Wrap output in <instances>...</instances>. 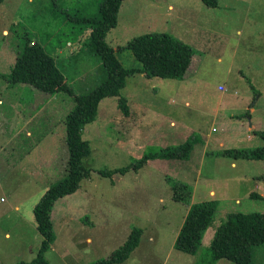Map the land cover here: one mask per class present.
Here are the masks:
<instances>
[{
  "label": "rangeland",
  "instance_id": "374dc122",
  "mask_svg": "<svg viewBox=\"0 0 264 264\" xmlns=\"http://www.w3.org/2000/svg\"><path fill=\"white\" fill-rule=\"evenodd\" d=\"M103 1L4 0L0 4V264L35 257L41 238L33 207L43 190L65 173L63 119L75 104L65 91L48 94L29 84L10 83L6 75L25 40L31 39L56 58L75 94L94 88L106 73L88 44L90 27L85 19H99ZM167 1L188 7L187 22L175 9L169 13V24H130L132 11L144 15L151 1L124 0L117 25L106 35L116 58L123 67L137 66L129 49L117 47L150 32L148 28L164 29L181 39L186 25L194 26L197 34L195 26L200 25L192 49L203 52L198 59L204 60L197 75L184 79L146 78L135 72L125 77L118 96L100 100L95 119L82 128V139L90 148L82 165L89 176L75 192L56 199L50 210L54 242L44 254L47 264L106 259L133 229L141 230L138 245L123 262L111 264H232L225 258L212 259L210 242L216 228L229 212H264V198L249 195L250 191L260 195L259 181L264 187V163L219 155L224 150L264 146L259 136L246 131L249 119L242 99L248 91L258 96L261 88L257 115L264 122V0H218L216 7L202 0ZM218 84H225L226 92L234 95L228 104L222 102L225 92ZM119 96L125 98L121 106ZM219 107L233 124L213 117ZM22 124L24 130L15 131ZM187 139L195 142L192 159H151L123 175L99 174L133 167L144 155ZM219 140L224 149L218 147ZM231 163L236 166L230 167ZM173 183L192 187L190 199L174 201ZM181 195L186 196L185 190ZM211 198L218 202L217 209L196 253L175 249L188 208ZM250 259L249 264H264V245L253 246Z\"/></svg>",
  "mask_w": 264,
  "mask_h": 264
},
{
  "label": "trees",
  "instance_id": "16d2710c",
  "mask_svg": "<svg viewBox=\"0 0 264 264\" xmlns=\"http://www.w3.org/2000/svg\"><path fill=\"white\" fill-rule=\"evenodd\" d=\"M124 0H104L99 9L100 18L85 19L89 23L88 44L100 57L105 69V78L94 88L84 94H75L68 87L65 77L57 68L54 57L45 48L31 39L25 43L15 56L14 63L6 75L10 83H25L45 93L54 94L65 91L74 98V106L64 116V142L68 157L64 175L58 181L49 184L33 207L37 233L41 240L35 257L29 262L17 264H47L44 254L54 241L50 210L53 202L59 197L75 192L80 182L89 176V170L82 165L83 158L90 154L87 141L82 139V128L95 119L100 100L107 96H118L124 86L125 77L135 72L146 78L160 77L182 79L193 59L194 50L181 39L168 32L150 31L131 37L125 45L138 62L135 67H123L115 56V49L107 43V32L116 26L119 6ZM4 0H0V4ZM206 6L216 7L218 0H202ZM118 105L125 98L118 97ZM258 136L264 141V131ZM195 142L187 139L183 144L160 147L156 153H149L135 166H126L111 171L101 170L99 174L108 177L113 174L123 175L131 168L139 169L151 159H179L190 157ZM221 156L234 159H248L264 163V146L247 150H224ZM173 200L182 202L190 199L192 189L189 185L173 183ZM185 190L186 196L181 195ZM250 196L260 197L255 194ZM218 202L215 200L192 204L177 232L174 247L182 252L195 254L201 244L203 234L211 224ZM141 236L140 229H133L128 238L108 258L92 264L120 263L127 259L136 248ZM264 245V212L233 211L216 228L210 242L212 259L225 258L232 264H249L252 248Z\"/></svg>",
  "mask_w": 264,
  "mask_h": 264
},
{
  "label": "crops",
  "instance_id": "0c3cea01",
  "mask_svg": "<svg viewBox=\"0 0 264 264\" xmlns=\"http://www.w3.org/2000/svg\"><path fill=\"white\" fill-rule=\"evenodd\" d=\"M127 1H129V0H127ZM131 1H132V4H133L136 0H131ZM150 1H151L150 2V5L148 7H146V8H144L147 11L144 15H142L141 11L140 12H136L135 14L132 11V13L130 14L131 15V18H130L131 19L130 20L131 22H130V24H132L133 22L134 23H139V24H142V25L144 23L152 22L153 25H158V26H160L162 24L163 25L169 24V20H168L169 13H170V11L175 10V9H177L178 12L182 14L181 15L182 18L180 17V20L181 21L184 20L185 22H187L186 21L187 20L186 18L190 17L189 14H188V11L189 10H188V7L186 5L181 4L182 8H180L179 4L176 5V6H174L173 5V2L167 1V0H150ZM122 3L119 6V10L121 8ZM165 3H167V6L166 7H164V8L160 7V6H163ZM127 5L130 6V4H126L124 7H126ZM128 9L129 8H127L126 10H128ZM160 9H163V10H160ZM118 14H119V11H118ZM163 14L165 15V17H164ZM125 16H126V14H125ZM133 19H134V21H133ZM155 19H158V20H155ZM189 20H191V19H189ZM117 22H118V15H117ZM145 26L146 27H151L152 25H149V26L148 25H145ZM190 26L191 25H186L183 28V38H181V40H182L183 43L188 44L192 48V46L198 40L196 38V36H198V34H200V32H201V26L200 25L195 26V28H198V34L196 32V29H194V26H191V32H189L188 31V28ZM148 29H149V31L168 32V31H165L164 29H160V30H150V28H148ZM193 30H194V32H193ZM236 32L239 33L240 32V29H236ZM168 33H170V32H168ZM200 54H204V53L203 52L202 53H198V52H196L194 50L193 59L191 61V64L189 65V67H188V69L186 71V74H185V76L182 79H184V78H186L188 76L190 77V76L197 75L198 69L200 68V66L202 64V61L204 60V57H203V58H200V61H199L198 58H199V55ZM218 60H220V58H218ZM54 61H55V64H56V58L55 57H54ZM141 75L143 76V74H141ZM219 85H223L224 89L221 90V91H224L225 92L223 94V97H222V102L225 101L228 104L230 102L229 100H231L234 97V95L228 94L226 92V91H228V88L225 86V84H218L217 88L219 87ZM234 92H236V91H234ZM249 92L250 91L247 92L248 94H247L246 97H243L242 98L244 100V102H245L244 106H246V103H247V106L245 107V109H247V113L246 114H247L248 119H249V122L247 123V126H246V131H249V133H252V135L254 137H257L258 136L257 134L259 133V131H264L263 129H261L262 127H264L263 126V123H264L263 122V119H262V117H260L259 114L257 115V111L260 110V108L257 106V102H258L259 98L262 96L263 92H262L261 88H258V96L256 95V97H255V93L252 94V93H249ZM235 94H238V93H235ZM263 106L264 105H262V107ZM221 111H222V109H221V107H219V109L217 110V112H215V114L213 115V117L218 118L220 121H223L224 123H231V124H233L234 123V120H228L227 118H225V116H224L225 114L223 112H221ZM239 124L240 123H236V125H239ZM245 124H246V122H245ZM24 128H25L24 127V124H22V126L17 127L15 131H19L20 129H23L24 130ZM174 131H176V133H177L178 130H174ZM25 134H26V137L32 139V136L29 137V135H31V134L28 133V131H26ZM15 137H19V136L16 135ZM11 138H13V137H11ZM159 140L160 141H166L167 139L159 138ZM217 142H218L217 143L218 144V147L221 148V149H224L222 147L223 146L222 145L223 144L222 141L219 140ZM201 143H202L203 146L206 145V143H204L202 140H201ZM190 158L192 159V156L191 155H190ZM231 165H232V168H234L236 166L235 163H231L230 164V167H231ZM0 167H2V164H0ZM234 181H236V179H234ZM256 185H257L256 186V190L260 191V195L259 194H256L255 191H250L249 195L250 194H255V195L260 196L261 198H264V194H263L264 187H263V185L260 183V181ZM191 189H192V187H191ZM210 193H212V192H210ZM212 194H214L212 196L214 198L215 197V193H212ZM213 198H211V199H213ZM213 200H215V199H213ZM235 203H237V200H235ZM51 225H52V221H51ZM5 236L6 237H9V234H6Z\"/></svg>",
  "mask_w": 264,
  "mask_h": 264
},
{
  "label": "built area",
  "instance_id": "2783aa9c",
  "mask_svg": "<svg viewBox=\"0 0 264 264\" xmlns=\"http://www.w3.org/2000/svg\"><path fill=\"white\" fill-rule=\"evenodd\" d=\"M219 88H220V89H224V87H223V86H219Z\"/></svg>",
  "mask_w": 264,
  "mask_h": 264
}]
</instances>
